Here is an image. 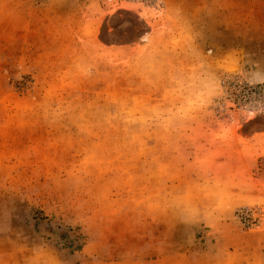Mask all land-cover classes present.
Listing matches in <instances>:
<instances>
[{"label":"rangeland","instance_id":"1","mask_svg":"<svg viewBox=\"0 0 264 264\" xmlns=\"http://www.w3.org/2000/svg\"><path fill=\"white\" fill-rule=\"evenodd\" d=\"M0 264H264V0H0Z\"/></svg>","mask_w":264,"mask_h":264},{"label":"bare ground","instance_id":"2","mask_svg":"<svg viewBox=\"0 0 264 264\" xmlns=\"http://www.w3.org/2000/svg\"><path fill=\"white\" fill-rule=\"evenodd\" d=\"M255 78L259 79V78H260V74H259V76H258V77L255 75Z\"/></svg>","mask_w":264,"mask_h":264}]
</instances>
